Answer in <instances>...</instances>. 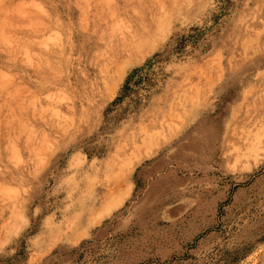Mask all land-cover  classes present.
<instances>
[{
    "label": "rangeland",
    "instance_id": "rangeland-1",
    "mask_svg": "<svg viewBox=\"0 0 264 264\" xmlns=\"http://www.w3.org/2000/svg\"><path fill=\"white\" fill-rule=\"evenodd\" d=\"M9 34L0 264H264V0H0Z\"/></svg>",
    "mask_w": 264,
    "mask_h": 264
},
{
    "label": "bare ground",
    "instance_id": "bare-ground-1",
    "mask_svg": "<svg viewBox=\"0 0 264 264\" xmlns=\"http://www.w3.org/2000/svg\"><path fill=\"white\" fill-rule=\"evenodd\" d=\"M32 2H33V1H31V3H32ZM31 3L29 2V4H31ZM34 5H37V4H34ZM38 5H39V4H38ZM29 6H30V5H29ZM30 7H31V6H30ZM35 7H36V6H35ZM35 7H34V8H35ZM32 8H33V7H32ZM34 8H33V10L36 11V10H35L36 8H35V9H34ZM30 9H31V8H30ZM41 9H42V7H41ZM31 11H32V9H31ZM37 11H38V12H32V13H36V14H34V16H36L37 18H40V15H41L42 13H39V10H38V9H37ZM38 14H40V15L37 16ZM42 16H44V15H42ZM43 19H44V18H43ZM38 20H39V19H38ZM41 21H42V20H41ZM44 22H45V21H43V23H44ZM38 23H40V22H36V24H35V23H34V24L37 25V27H39V28L41 29V31H44V30L46 31V29H44V30L42 29V28H45V27H47V29H48L47 24H45V26H44L43 24L40 26ZM41 23H42V22H41ZM41 23H40V24H41ZM43 26H44V27H43ZM37 27H32V28L30 29V33L33 34V33H32L33 31L31 32V30L33 29V30L35 31L34 33L36 34V30H40V29H36ZM49 27H50V26H49ZM35 29H36V30H35ZM6 30H7V31L4 30V31H5V34H6V32L8 33V29H6ZM13 32H14V30H13ZM10 33H11V31H10ZM39 33L42 34V32H39ZM39 33H37V35H38ZM3 34H4V32H3ZM50 34H51V33H50ZM11 35H14V36H15V32H14V34L11 33ZM46 35H47V33L45 34V37H46ZM14 36H13V37H14ZM16 36H17L16 38H19V37H20V38H21V37L23 38V36H25V35L22 36V35H19V34H18V35H16ZM18 36H19V37H18ZM41 36H42V35H41ZM43 36H44V35H43ZM13 37L10 36V34H9V36L1 35V36H0V49H2V48H3L4 46H6V45H7V46L11 45V46H9V47H13V50H12V48H10L9 51L7 50L8 52H10V53H8V54L12 55L11 57H16V58H18L19 60H22V61L25 62V63L29 62V61L31 60V58H30L31 56L29 55L28 52H29L30 47H31L32 45H31V44L26 45V43H24V41H23L22 39H19V40H18V39H16L15 37H14L15 39H13ZM29 37H30V36H29ZM32 38H33V37H32ZM49 38L51 39L52 37L50 36ZM49 38H48V39H49ZM28 39H29V38H28ZM28 39H27V40H28ZM40 39H41V41H42V42H40L41 45H46V44H47V43H46V42H47V39H45L46 42H44L43 37H41ZM24 40H26V39H24ZM36 40H37V39H36ZM30 41H31V40H30ZM49 43H50V42H49ZM49 43H48V44H49ZM32 44H33V43H32ZM51 44H52V42H51ZM29 45H31V46L28 47V48L25 47V46H29ZM36 45L39 47V43H37ZM34 46H35V45H33V47H34ZM9 47H8V48H9ZM33 47H32V48H33ZM35 47H36V46H35ZM40 47H41V46H40ZM40 47H39L38 49H40ZM36 48H37V47H36ZM36 48H35V49H36ZM3 49H4V48H3ZM27 49H28V52H27ZM4 50H5V49H4ZM11 50H12V53H11ZM32 51H33V50H32ZM32 51H30V52H32ZM41 51H42V49H41ZM3 52H6V51H3ZM45 52H46V51H45ZM0 54H1V53H0ZM6 55H7V53H6ZM7 57H8V56H7ZM16 58H14L15 61H16ZM34 58H35V56H34ZM9 59H10V58H9ZM9 59H8V61L11 60V59H10V60H9ZM36 59H37V57H36ZM2 60H3V59H2ZM32 60H33V59H32ZM37 60H38V59H37ZM13 61H14V60H13ZM18 62H19V61H18ZM34 62H36V60H34ZM38 62H39V60H38ZM19 63H20V62H19ZM31 63H32V61H31ZM22 64H23V63H22ZM32 64H33V66H35V65L37 66V65H38V67H39L38 69H41V67L43 66V65L40 66L39 64H36V63H32ZM34 64H35V65H34ZM40 64H41V63H40ZM33 66H32V67H33ZM48 66H49V65H47V66L45 65V68H47ZM24 67H25V66H24ZM32 67H28V68H32ZM42 68L45 69L44 67H42ZM49 68H50V67H49ZM50 70H51V69H50ZM0 71H1V70H0ZM44 71H45V70H44ZM47 71H48V69H47ZM3 72H4V71H3ZM46 73H47V72H46ZM0 74H1V73H0ZM47 74H48V73H47ZM5 77H6V76H5ZM5 77H2V76H1V77H0V80H1V79H5ZM8 78H9V79H7V77H6V80H10V79H12L13 77L10 78V77L8 76ZM12 80H13V79H12ZM11 82H12V81H11ZM11 84H12V83H11ZM11 84H10V85H11ZM38 106H39V105H38ZM35 108H36V106H35ZM39 109H40V108H39ZM42 111H44V110H40V112H42ZM33 112H34V111H33ZM35 112H36V111H35ZM31 113H32V111H31ZM36 113H37V112H36ZM24 114L26 115V113H24ZM37 114H38V113H37ZM31 115H33V114H31ZM23 116H24V115H23ZM36 116H37V115H36ZM39 116H40V115H39ZM17 117H18V116H17ZM24 117H25V116H24ZM24 117H22V118H24ZM37 117H38V116H37ZM16 130H18V129L16 128ZM261 131H262V130H261ZM12 132L14 133V132H16V131L14 130V131H12ZM17 133H19V130H18V132H16V134H17ZM255 133H256V132H255ZM14 134H15V133H14ZM148 135H149V134H148ZM261 135L263 136L264 134H261ZM261 135H260V136H261ZM254 137H256V136L254 135ZM263 137H264V136H263ZM259 138H260V137H259ZM139 140H140V139H139ZM7 141H8V140H7ZM11 141H12V140H11ZM8 142H9V141H8ZM146 142H147V141H146ZM255 144H256V143H255ZM4 148H5V149L7 148V150H8L9 147H6V146H5ZM247 149H248V148H247ZM247 149H245V150H247ZM250 149H251V148H250ZM252 149H254V147H252ZM248 150H249V149H248ZM5 151H6V150H5ZM146 151H147V150H146ZM148 152H149V151H148ZM241 152H242V151H241ZM9 153H10V152H9ZM252 153H253V152H252ZM254 154H255V153H254ZM145 155H146V154H145ZM240 157H242V156L240 155ZM125 162H126V161H125ZM127 162H129V161H127ZM234 162H235V161H234ZM123 163H124V162H123ZM232 163H233V162H232ZM122 165H123V164H122ZM122 165H121V167H123ZM231 165H232V164H231ZM118 170H119V168H118ZM117 172H119V171H117ZM116 175H117V174H116ZM113 177H114V176H113ZM120 194H121V193H120ZM118 201H119V200H118Z\"/></svg>",
    "mask_w": 264,
    "mask_h": 264
},
{
    "label": "trees",
    "instance_id": "trees-1",
    "mask_svg": "<svg viewBox=\"0 0 264 264\" xmlns=\"http://www.w3.org/2000/svg\"><path fill=\"white\" fill-rule=\"evenodd\" d=\"M180 46H181V45H177L176 49H177V50L180 49Z\"/></svg>",
    "mask_w": 264,
    "mask_h": 264
}]
</instances>
